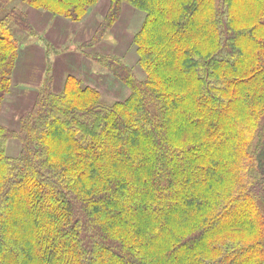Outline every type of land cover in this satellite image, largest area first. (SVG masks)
Instances as JSON below:
<instances>
[{
  "label": "trees",
  "instance_id": "trees-1",
  "mask_svg": "<svg viewBox=\"0 0 264 264\" xmlns=\"http://www.w3.org/2000/svg\"><path fill=\"white\" fill-rule=\"evenodd\" d=\"M18 1L0 0V110L15 31L36 33ZM21 1L78 21L99 0ZM242 1L110 0L80 49L122 76V102L71 74L54 91L47 66L19 128L0 123V264H264V0ZM125 2L145 14L142 80L85 52Z\"/></svg>",
  "mask_w": 264,
  "mask_h": 264
},
{
  "label": "rangeland",
  "instance_id": "rangeland-1",
  "mask_svg": "<svg viewBox=\"0 0 264 264\" xmlns=\"http://www.w3.org/2000/svg\"><path fill=\"white\" fill-rule=\"evenodd\" d=\"M246 3L249 7L252 4L251 1H242V5L247 6ZM16 5L27 12L36 33L28 35L15 31L23 51L16 67L11 92L5 96L0 110L1 124L14 130L19 128L20 117L31 107L39 88L36 73H40L43 69L45 75L48 65L51 66V74L55 75L58 84L57 87H53L54 91L58 92L63 88L59 87L60 81L66 78L64 75L67 69L68 73L81 79L85 86L96 89L104 102H122L127 99L130 88L121 79L122 76L105 69L98 61L88 58L80 49L81 44L91 41L94 37L100 22L108 14L110 0H99L78 21L54 16L51 12L42 9L31 8L21 0ZM236 11L243 13L246 19L251 12L247 9L244 12L243 6L236 8ZM144 16V12L125 2L119 19L113 27L105 33L99 43L85 47V52L116 57L127 67H125L127 71L129 69L134 78L142 80L145 74L137 62L138 56L132 40ZM119 70L122 73L123 69L119 68ZM263 110L264 108H261L258 118L264 129ZM7 142V155H17L18 140L14 138Z\"/></svg>",
  "mask_w": 264,
  "mask_h": 264
},
{
  "label": "crops",
  "instance_id": "crops-1",
  "mask_svg": "<svg viewBox=\"0 0 264 264\" xmlns=\"http://www.w3.org/2000/svg\"><path fill=\"white\" fill-rule=\"evenodd\" d=\"M68 59H70L69 57H67ZM77 61H79V60H77ZM54 70V69H53ZM65 72L67 73V74H70V73H68L67 72V69H65ZM65 73V77H66V74ZM36 75L38 76L37 78H36V80L38 81V87H39V85L41 84V82H42V80H43V78H44V72H43V69L41 70V72L40 73H36ZM78 75V74H77ZM53 77H54V86H58V84H57V81H56V78H55V75H53ZM64 80H65V78L64 79H62V81H60V86L59 87H63V85H64Z\"/></svg>",
  "mask_w": 264,
  "mask_h": 264
}]
</instances>
